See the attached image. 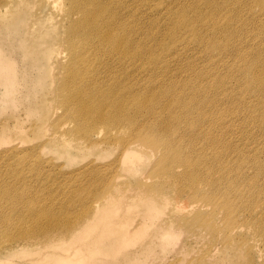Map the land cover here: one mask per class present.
Here are the masks:
<instances>
[{"label": "rangeland", "instance_id": "1", "mask_svg": "<svg viewBox=\"0 0 264 264\" xmlns=\"http://www.w3.org/2000/svg\"><path fill=\"white\" fill-rule=\"evenodd\" d=\"M125 2L127 7L124 6L122 12H131V21L135 17H141L142 13L141 27L145 33L144 45L147 49L159 47V44L150 40L152 36L163 39L162 43L169 41L166 34L170 30L167 13L170 6H194V10L187 9L186 13L192 18L196 10L202 8L205 14L197 19V25L203 31L215 17L218 20L217 27L224 28V17L228 14L224 0ZM47 3L15 0L10 8L3 7L6 8L5 14L13 13L9 25L3 22L2 18L6 17L0 11V227L8 221L7 228L14 230L12 222L20 217L19 209L27 208L29 202H37L35 209L38 215L51 210L54 217L59 218L63 214L84 211L86 201L93 204L90 211H96L93 207L97 200L100 214L93 218V225H87L88 232L81 241L41 235L39 239L32 236L24 240L8 239L5 236L0 239V264H61L64 261L90 264V260H94L95 264H264L261 235L245 234L240 239L239 235L226 234L221 226V215L217 213L215 216L211 212V203L199 207L191 202L194 197L185 180L181 181L183 186L178 185L177 188L172 173L160 175L161 173L153 171L156 167V155L147 148L137 147L135 152L128 150L127 154L133 155L125 158L122 150L107 144L108 138H104L102 134H93L90 140H86L83 136L71 133L70 127L75 122L60 101L61 95L52 93L55 84L50 82L51 76L45 64L39 61V57L31 59L29 52L22 47L20 28L23 25L18 24L19 17L28 21L29 16V22H37L45 21L44 14L51 13L57 23L67 20L51 9L48 1ZM229 4L233 7L238 5L231 1ZM263 4L264 0H246L245 17H248L250 23L244 30L241 28L243 32L231 36V42L252 45L256 43L258 35L264 38V31L255 30L258 25L264 28ZM55 22H52V26L57 28ZM235 22L236 20H232L233 24ZM212 29L216 27L210 28ZM177 30L181 37H177V41L172 38L169 41L175 53L164 55L166 62L159 66L158 72L147 61L144 62L143 72L147 76V84L150 76L151 83L162 84L165 79L161 73H174L177 68L179 79L183 81L193 80L192 77L200 72H207L209 68L212 72L209 77L221 75L226 89L224 97L227 98L223 109L224 121L228 124L225 138L229 146L236 149L233 151L234 163L238 149L247 158L256 155L257 146L249 140L253 137L252 134L246 135L240 129L241 110H230L242 97V92L237 87L241 72V67L237 66V56L224 55L216 49V54L212 53L209 57L210 51L206 44H199V37L194 38L189 32L190 26L177 27ZM55 33L59 38L62 34L65 35L64 27L59 26L52 31V34ZM51 36L56 41L57 37ZM62 44L64 62H68L71 55L68 43ZM243 52L251 56L254 50L247 48ZM6 65L9 70H6ZM248 80L253 81L252 70L248 74ZM231 91H235L236 95L229 96ZM257 98L258 95L252 94L245 102L252 103ZM255 136L258 137L256 134ZM93 140L98 143H93ZM202 144L200 138L196 146ZM22 160L24 162L21 164ZM242 168L247 174L258 172L254 167L246 166V163ZM172 171L183 170L181 166H175ZM117 182H121L118 191L125 196L139 195V198H130L128 209L131 212L122 218L119 217L121 207L112 208L113 202L107 198L115 192L111 186H116ZM9 186L19 190L21 195L15 198L10 194H3V190ZM18 200L20 202L17 205ZM23 203L27 205L21 208ZM201 214L210 217L215 229L206 227L202 222L177 227V230L170 229L167 225L161 226L163 221L174 220L176 215L188 218L181 219V222L196 220ZM116 217L121 226L112 224ZM56 220L50 223V229L60 227L58 219ZM107 225H110L109 229L103 233V227ZM128 230L133 231L129 237ZM122 233L127 236L125 239H122ZM87 243H90L88 248L84 246ZM71 244L73 247L78 245L79 248L74 249V252L66 250L65 247Z\"/></svg>", "mask_w": 264, "mask_h": 264}, {"label": "bare ground", "instance_id": "2", "mask_svg": "<svg viewBox=\"0 0 264 264\" xmlns=\"http://www.w3.org/2000/svg\"><path fill=\"white\" fill-rule=\"evenodd\" d=\"M37 1L44 4H48V1L50 8L67 20L57 23L51 13L44 14L45 21L29 22L28 15V21L19 17L18 24L23 25L20 28L22 47L26 48L31 59L39 57V61L45 64L51 76L50 82L55 84L52 93L61 95L60 101L75 122L70 127L71 133L83 136L86 140H90L93 134H102L104 138H108L107 144L122 150L125 158L133 155L127 154L128 150L147 148L156 155V167L153 171L161 173L160 175L172 173L177 188L178 185L183 186L181 181L185 180L194 197L191 202L199 207L211 203V212L215 216L217 213L221 215V226L226 234L239 235L240 239L245 234L261 235L264 243V38L258 35L256 43L252 45H237L230 41L231 36L243 32L250 23L248 17H245L246 0H224L228 11L224 17L225 27L218 28L215 17L205 31L197 25V19L205 14L202 8L196 10L194 18L186 15L187 9L194 10V6L167 8L170 30L168 29L166 36L169 41L171 38L177 41V37H181L177 27L186 25L190 26L189 32L194 38L199 37L201 46L206 44L210 51L209 57L212 53L216 54L217 49L224 55L238 58L237 66L241 67V72L237 87L241 90L242 97L230 110H241L240 129L246 135L252 134L253 137L249 140L255 142L258 152L247 158L238 149L236 163L233 158V151L236 149L233 150L225 138L228 124L224 121L223 109L227 98L224 97L226 89L221 75L209 77L212 74L209 68L207 72H200L192 77L193 80L183 81L179 79L177 68L174 73H161L165 79L162 84L165 86L151 83L152 76L147 84L148 79L143 72L144 62L147 61L158 72L159 66L166 62L164 55L175 52L169 41L162 43L163 39L153 36L150 40L159 44V47H145V33L141 27L142 13L141 17H135L131 21V12H122L124 6L127 7L125 0ZM230 1L237 2L238 5L233 7L229 4ZM14 3L15 0H0V11L6 17L2 18L6 25L12 22L10 18L13 13L5 14L6 8L3 7L10 8ZM262 7L264 8V4ZM232 20H236L235 24ZM52 22L56 23L57 28L63 26L65 35L62 34L59 38L57 33L52 34L57 29L52 26ZM215 27L216 29L210 30ZM255 30L261 32L264 28L258 25ZM51 35L57 37L56 41ZM65 42L68 43L71 54L68 62H64L61 52L62 43ZM247 48L254 50L253 55L243 52ZM250 70L253 73L252 82L248 80ZM212 77L214 78L210 80ZM228 94L233 97L236 92ZM252 94L258 95L257 101L245 102ZM200 138L203 144L197 147L196 143ZM92 142L98 143L96 140ZM23 162L24 160L21 164ZM245 163L258 172L244 173L242 167ZM175 166H181L183 171H172ZM120 183L111 186L115 192L107 198L113 202L112 208L121 207L119 217L122 218L131 212L128 209L130 198H139V195L125 196L118 191ZM3 194H10L15 198L21 195L19 190L11 186L3 190ZM19 202L18 200L17 205ZM24 205L27 203L20 207ZM91 206L93 204L86 201L84 211L55 218L51 210L38 215L35 209L37 202H29L27 208L19 209L20 217L12 222L14 230L7 228L8 221L0 227V239L5 236L8 239L24 240L32 236L39 239L41 235L81 241L88 232L87 225H93V218L100 214L97 200L93 207L96 211H90ZM109 211L112 214L111 208ZM183 218L176 215L174 220H165L161 226L167 225L168 228L177 230V227L202 222L206 227L215 229L206 214H201L196 220L179 222ZM56 219L60 227L50 229V223L57 221ZM112 224L121 226L117 217L112 220ZM109 226L103 227V233ZM132 233L133 231L128 230L127 236ZM127 236L122 233V239ZM84 246L88 248L90 243ZM65 248L73 251L79 246L73 247L71 244ZM127 257L129 258L128 255ZM61 264L77 263L64 261ZM90 264H95L94 260H90Z\"/></svg>", "mask_w": 264, "mask_h": 264}]
</instances>
